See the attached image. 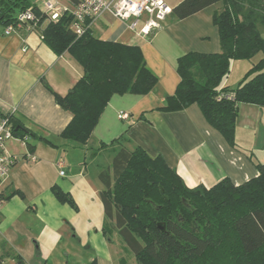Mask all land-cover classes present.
Returning a JSON list of instances; mask_svg holds the SVG:
<instances>
[{
	"label": "crops",
	"instance_id": "crops-1",
	"mask_svg": "<svg viewBox=\"0 0 264 264\" xmlns=\"http://www.w3.org/2000/svg\"><path fill=\"white\" fill-rule=\"evenodd\" d=\"M163 1L173 8L181 0ZM26 2L40 5V0ZM59 3L69 6L67 0ZM221 7L218 1L179 20L168 15L147 35L138 34L142 22L130 29L107 14L93 20L89 29L94 37L139 46L157 82L143 95L113 94L85 143L60 137L72 116L45 87L65 95L81 77V66L67 52L57 55L45 45L41 30L46 21L7 35L0 23V119L11 113L54 144L32 139L31 159L18 140L5 143L18 160L0 179V264H17L11 255H19L25 264H120L125 251H114L102 231L103 184L98 177L120 147L139 146L150 156H162L189 187H210L225 177L237 185L258 174L255 163L264 162V106L238 104L237 149L206 121L196 103L176 111L157 109L179 82L178 57L220 51L212 16ZM227 77L222 86L234 87ZM52 187L68 194L73 205L59 201ZM13 190L21 195L6 197Z\"/></svg>",
	"mask_w": 264,
	"mask_h": 264
},
{
	"label": "trees",
	"instance_id": "trees-1",
	"mask_svg": "<svg viewBox=\"0 0 264 264\" xmlns=\"http://www.w3.org/2000/svg\"><path fill=\"white\" fill-rule=\"evenodd\" d=\"M222 7L213 13L220 51L187 52L177 58L179 82L166 96L165 111L181 110L196 103L206 121L237 149L234 139L239 103L264 106V0H181L169 14L183 19L215 2ZM30 6L45 45L55 54L67 52L82 68L81 77L65 95L45 87L55 102L71 113L60 137L85 143L113 94L148 93L157 77L146 66L137 45L94 37L89 27L80 35L70 28L72 16L63 12L57 19L47 17L37 5L26 0H0V23L14 20L16 12ZM237 85L222 86L231 60H252ZM231 92V98H220ZM13 134L27 136L26 149L35 143L53 142L14 120ZM258 174L235 185L227 177L210 187H189L160 155L150 156L137 146L114 151L110 167L101 169L105 225L103 233L115 230L136 264H264V162L255 163ZM53 193L61 202L73 205L69 195L57 187ZM14 193L13 190L6 197ZM158 224L164 226L161 230ZM25 264L19 255H11ZM2 257H0V262ZM120 264H126L125 258Z\"/></svg>",
	"mask_w": 264,
	"mask_h": 264
},
{
	"label": "built area",
	"instance_id": "built-area-1",
	"mask_svg": "<svg viewBox=\"0 0 264 264\" xmlns=\"http://www.w3.org/2000/svg\"><path fill=\"white\" fill-rule=\"evenodd\" d=\"M69 6H62L59 0H40L39 9L50 19H57L63 12H68L72 16L70 28L78 36L89 27V24L107 14L127 23L128 28L135 29L139 22L142 26L138 29V34L147 35L152 30L161 26L171 12V7L163 0H67ZM37 18L32 8L26 7L15 13L14 20L4 25V34H10L21 28L32 30L38 28ZM231 98V92H222L220 98ZM126 114L120 113L123 117ZM9 139H16L26 147L27 136L18 137L13 134L12 125L7 118L0 119V179L7 176L10 168L17 162L18 158L9 154L5 149V143ZM28 157L33 159L31 152L27 151ZM64 170L59 174L63 175ZM0 197V208L2 205Z\"/></svg>",
	"mask_w": 264,
	"mask_h": 264
},
{
	"label": "rangeland",
	"instance_id": "rangeland-1",
	"mask_svg": "<svg viewBox=\"0 0 264 264\" xmlns=\"http://www.w3.org/2000/svg\"><path fill=\"white\" fill-rule=\"evenodd\" d=\"M259 30L261 32L262 37L264 38V28L259 26ZM260 54H257L252 60H245V59H238V60H232L231 64H230V69H229V73H228V82L233 85L236 86L238 81L240 80V78L238 77V75L242 72H245L246 69H248L249 65L251 64V62H255L259 59ZM108 241L109 244L112 246L114 251H117L120 253H123V255L125 256V261L126 264H136L135 258L133 256L132 253H130L127 248L125 247V245L120 241L118 235L116 232H110L109 236H108Z\"/></svg>",
	"mask_w": 264,
	"mask_h": 264
},
{
	"label": "water",
	"instance_id": "water-1",
	"mask_svg": "<svg viewBox=\"0 0 264 264\" xmlns=\"http://www.w3.org/2000/svg\"><path fill=\"white\" fill-rule=\"evenodd\" d=\"M158 226L160 227L161 230H164V226L163 225L158 224Z\"/></svg>",
	"mask_w": 264,
	"mask_h": 264
}]
</instances>
